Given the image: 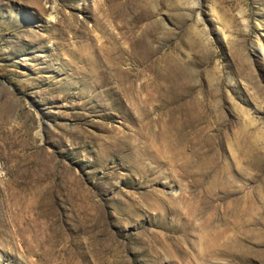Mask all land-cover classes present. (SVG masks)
<instances>
[{"label": "rangeland", "instance_id": "1", "mask_svg": "<svg viewBox=\"0 0 264 264\" xmlns=\"http://www.w3.org/2000/svg\"><path fill=\"white\" fill-rule=\"evenodd\" d=\"M260 45L264 0H0V264H264Z\"/></svg>", "mask_w": 264, "mask_h": 264}, {"label": "bare ground", "instance_id": "2", "mask_svg": "<svg viewBox=\"0 0 264 264\" xmlns=\"http://www.w3.org/2000/svg\"><path fill=\"white\" fill-rule=\"evenodd\" d=\"M54 15V14H53ZM52 17V16H51ZM53 18H55V16H53ZM98 27V26H97ZM260 47H261V45H260ZM87 48V47H86ZM115 48L116 47H114V49L113 50H111V51H114L113 53H110V54H108V53H104V52H102V53H104V54H102V55H100V57H98V59H101V61H102V59H106L107 60V62H109L108 64H110V63H112V65L114 64H116V63H119L120 61H122V56H121V53H119L118 51H115ZM110 50V49H109ZM261 50H262V52L264 53V48L263 47H261ZM103 51V50H102ZM106 51H108V50H106ZM109 52V51H108ZM124 54V53H123ZM133 56V55H132ZM124 57V56H123ZM133 60V59H132ZM103 62V61H102ZM92 66H91V70L93 71V73H96L97 71H98V69H99V65H100V61L99 60H95V61H93L92 63ZM107 64V65H108ZM124 64H125V62H124ZM117 66V65H116ZM115 67V66H114ZM113 68V67H112ZM111 68V69H112ZM123 68V67H122ZM121 69V68H120ZM131 69V68H130ZM100 70V69H99ZM125 70V69H124ZM129 70V69H128ZM116 71V70H115ZM132 72V71H131ZM121 74H119V76H120ZM129 75V74H128ZM132 75V74H131ZM103 76V75H102ZM115 76V75H114ZM124 77V76H123ZM116 78V77H115ZM121 78V77H120ZM119 78V79H120ZM106 81H107V79H106ZM131 81V80H130ZM126 82V81H125ZM121 84V83H120ZM99 85V84H98ZM147 86H149V83H147V84H144V85H142V88H146ZM153 86V85H152ZM127 87V86H126ZM122 88H124V86H122ZM133 89V88H132ZM139 90V89H138ZM132 91V90H131ZM125 94V93H124ZM130 95H132V94H130ZM126 96H127V92H126ZM129 99H130V97H128ZM128 99V100H129ZM132 99V98H131ZM130 99V100H131ZM134 100V99H133ZM125 125V124H124ZM125 127V126H124ZM163 135H164V139H165V142H164V144H168L169 146H171V147H174L175 148V146L177 147L178 145L177 144H180V141L178 140L177 142H174L173 144L172 143H169L168 142V136H167V134L164 132L163 133ZM175 139V138H174ZM181 140H182V138H181ZM155 143V142H154ZM182 143V142H181ZM164 144H162V145H164ZM150 146L151 147H149L148 145H146V150H145V152H140V155L142 156V157H144V156H148V155H150L151 154V152H153V150H152V147H153V143H151L150 144ZM165 147H167L166 145H165ZM179 147V146H178ZM166 149V148H165ZM162 150V149H161ZM167 150V149H166ZM167 151H169V150H167ZM169 154H172V152H168ZM140 156V157H141ZM160 156V155H159ZM151 157V156H150ZM138 159V158H137ZM152 194V193H151ZM154 194V193H153ZM155 195V194H154ZM157 195V194H156ZM156 197H160V196H156Z\"/></svg>", "mask_w": 264, "mask_h": 264}]
</instances>
